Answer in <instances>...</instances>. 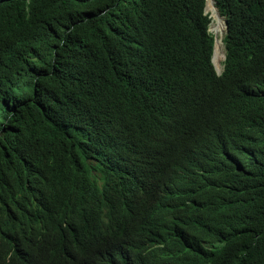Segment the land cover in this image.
<instances>
[{
    "label": "trees",
    "instance_id": "16d2710c",
    "mask_svg": "<svg viewBox=\"0 0 264 264\" xmlns=\"http://www.w3.org/2000/svg\"><path fill=\"white\" fill-rule=\"evenodd\" d=\"M205 2L0 0V23L11 19L27 33L21 39L22 53L0 67V200L23 201L28 170L40 168L61 188L75 193L65 213L88 216L92 224L88 235L99 239L90 240L95 245H90L86 258L59 262L51 251L57 243L50 221L37 228L36 242L25 248L2 242L0 264H125L137 257L130 232L157 198L155 182L148 190L139 187L141 179L148 184L157 175H127L126 188L104 176L100 193L89 181L93 165L78 162L67 177L56 168L76 151L75 136L95 115L116 116L122 122L120 135L126 136L132 128L133 145L145 148L159 128L160 99L176 104L184 94L222 95L230 103L253 102L248 98L249 76L264 73V67L257 66L259 59L264 60V0H216L228 25L226 58L219 75L210 59L213 36L207 30ZM218 25L222 30L223 21ZM216 43L220 45L222 39ZM147 58L161 61L152 75L141 68ZM167 61L173 65V77L162 87L159 74ZM148 91L159 96L149 109V102L141 99ZM259 101L264 108V99ZM219 104L227 106L224 99ZM260 107L255 100L251 109ZM232 111L239 117L243 110ZM259 151L252 170L218 166L201 175L208 196L221 199L230 218L238 215L247 222L244 232L238 228L241 222L234 223L233 243L207 250L203 256L195 253L201 264H264V145ZM91 157L103 165L115 160L101 150ZM170 160L171 156L164 158ZM219 169L228 172L230 185L215 177ZM1 214L20 216L4 209Z\"/></svg>",
    "mask_w": 264,
    "mask_h": 264
},
{
    "label": "clouds",
    "instance_id": "9594fccd",
    "mask_svg": "<svg viewBox=\"0 0 264 264\" xmlns=\"http://www.w3.org/2000/svg\"><path fill=\"white\" fill-rule=\"evenodd\" d=\"M216 8L215 17L223 21L225 30L228 25L225 16L220 14L216 0H212ZM207 0L204 12L206 11ZM222 29V30H223ZM213 36L211 63L216 74L224 69L226 48L223 31L221 36ZM17 28L13 20L0 23V67L7 61L22 53V38H26ZM221 38L224 46L222 70L217 71L214 57L216 39ZM21 44V45H20ZM134 53V52H133ZM147 63V65H146ZM141 68L152 75L161 61L146 59ZM252 64V61L250 62ZM147 66V67H146ZM172 63L167 61L159 74V84L163 87L167 78L173 77ZM257 66L264 67V60L259 59ZM248 92L253 102L245 104L230 103L226 96L211 98L192 97L184 94L176 104H168L167 99H160L162 105L158 110L159 128L154 130L145 148L133 145V129L126 136L119 133L120 120L116 116L93 119L74 138L75 152L64 157L56 168L62 176H69L68 170L76 171L78 162L82 165H93L90 183L102 193L104 176L113 178L118 187H127V175H157L148 184L141 179L139 191L152 188L155 182L157 198L149 211H146L140 224L130 232V244L133 245L137 257L125 264H201L195 253L203 256L207 250L229 243L235 239L236 221L241 222L238 228L243 231L247 222L238 215L231 218L220 205L221 199L208 196V185L202 174L216 169L218 166L231 168L236 172H245L256 168L258 153L264 145V108L260 99H264V73L253 74L248 79ZM148 91L141 95L148 109L153 106L159 96ZM224 99L227 106L219 104ZM261 106L256 110L251 107L254 101ZM232 109L243 110L238 117ZM75 125V124H74ZM101 150L115 160L103 165L91 155ZM172 160L165 162L166 156ZM99 161V162H98ZM26 180V188L22 191V200H0V244L12 241L21 248L36 242L37 228L52 221L53 235L57 245L51 251L59 262L68 259L86 258L90 240L99 241L93 235L91 220L88 216H68L64 207L75 200V193L61 188L46 172L40 168H31ZM215 177H223L230 185L226 170H217ZM244 184L241 177L240 185ZM174 190L178 191L177 194ZM7 213L20 214L19 217L2 216L1 210ZM244 232V231H243ZM223 259V258H222Z\"/></svg>",
    "mask_w": 264,
    "mask_h": 264
},
{
    "label": "rangeland",
    "instance_id": "374dc122",
    "mask_svg": "<svg viewBox=\"0 0 264 264\" xmlns=\"http://www.w3.org/2000/svg\"><path fill=\"white\" fill-rule=\"evenodd\" d=\"M213 8H215L213 6ZM212 8V3L211 4H208L206 6V11L210 14V16L212 17V20L210 22V30L216 35V36H221V32L223 31V34L224 35V32L225 30H220L219 29V25H218V19L215 17V13H214V10ZM224 58V46L223 44L221 45V48H220V51L218 52V54L216 55V57H214V63H215V66H216V69L218 72H220L222 70V59Z\"/></svg>",
    "mask_w": 264,
    "mask_h": 264
},
{
    "label": "bare ground",
    "instance_id": "6f19581e",
    "mask_svg": "<svg viewBox=\"0 0 264 264\" xmlns=\"http://www.w3.org/2000/svg\"><path fill=\"white\" fill-rule=\"evenodd\" d=\"M208 1V0H207ZM216 8H213V10L215 11ZM220 45H218L217 43H215V51H214V55H216L217 51L219 50Z\"/></svg>",
    "mask_w": 264,
    "mask_h": 264
}]
</instances>
